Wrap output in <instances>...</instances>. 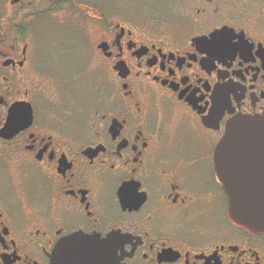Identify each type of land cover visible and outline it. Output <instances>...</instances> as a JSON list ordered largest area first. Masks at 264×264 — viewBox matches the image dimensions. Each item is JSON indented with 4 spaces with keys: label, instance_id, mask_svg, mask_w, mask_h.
Segmentation results:
<instances>
[{
    "label": "flooded vegetation",
    "instance_id": "af4514ba",
    "mask_svg": "<svg viewBox=\"0 0 264 264\" xmlns=\"http://www.w3.org/2000/svg\"><path fill=\"white\" fill-rule=\"evenodd\" d=\"M3 4L0 264H264L214 156L231 119L264 112V0ZM43 16L83 27L56 79L15 23ZM57 57L95 70L89 95ZM76 235L80 262L62 249Z\"/></svg>",
    "mask_w": 264,
    "mask_h": 264
},
{
    "label": "water",
    "instance_id": "95a60500",
    "mask_svg": "<svg viewBox=\"0 0 264 264\" xmlns=\"http://www.w3.org/2000/svg\"><path fill=\"white\" fill-rule=\"evenodd\" d=\"M14 110L9 125H13ZM216 174L228 196V214L237 226L264 231V112L231 119L215 148ZM87 242L73 236L62 249L81 261ZM96 254V253H92Z\"/></svg>",
    "mask_w": 264,
    "mask_h": 264
},
{
    "label": "rangeland",
    "instance_id": "374dc122",
    "mask_svg": "<svg viewBox=\"0 0 264 264\" xmlns=\"http://www.w3.org/2000/svg\"><path fill=\"white\" fill-rule=\"evenodd\" d=\"M3 1L0 0V12H2L3 8ZM159 2L161 0H158ZM6 7H10L7 3H5ZM10 8L8 9V11ZM22 21H24L22 23ZM15 23L17 24H24V28H27L32 31L33 33V40L38 50H40V59L39 63L43 67L41 69L44 72L45 77H54L56 79L57 76L61 75L56 74L53 70H56V63L51 61V55L54 52V55L57 53H64L63 50L70 46L75 45L82 41V35L78 30L75 32L71 29L68 24H72L73 27H80L75 20L68 21L62 18H56L52 16H43V18L32 19L29 18L27 20H16ZM90 27V26H86ZM80 28H83L82 26ZM73 32L75 34H73ZM69 57V56H68ZM67 57L66 63H64V57L58 58L57 60H62L61 64H65L70 66L69 72L63 76H66L70 83L71 87L74 85L78 88L83 95H89L93 87L96 83V73L95 70L85 64L83 62L74 64L71 63V59ZM66 58V57H65ZM60 64V65H61ZM75 79V81H73ZM70 87V88H71Z\"/></svg>",
    "mask_w": 264,
    "mask_h": 264
}]
</instances>
